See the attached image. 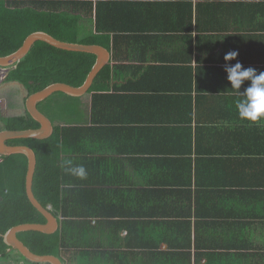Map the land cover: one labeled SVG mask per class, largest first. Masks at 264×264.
Here are the masks:
<instances>
[{
  "label": "trees",
  "instance_id": "obj_1",
  "mask_svg": "<svg viewBox=\"0 0 264 264\" xmlns=\"http://www.w3.org/2000/svg\"><path fill=\"white\" fill-rule=\"evenodd\" d=\"M86 1L0 0V57L18 51L36 32L71 44L110 50L122 39L123 25L114 15L123 12L118 9L115 14L105 15L103 1L96 0V9L92 0ZM94 11L95 34L85 31L82 23L90 21ZM96 60L94 54L63 51L39 41L10 69L4 82L24 84L29 95L54 83L80 87ZM125 74L123 66L107 65L85 96L56 93L40 103L39 110L49 118L46 111L57 109L55 100L63 96L77 100L83 120L91 111L92 123L99 124L101 105H114L128 98L121 95L128 91L126 85L112 86ZM85 97L86 105L82 101ZM7 105L3 104L0 132L40 128L27 113L25 100L18 105L10 102V111ZM18 109H22L21 115ZM54 127V134L45 140L8 142L10 146L34 150V195L60 220L55 234H18L33 253L58 257L63 264H200L202 256H197L198 252L217 249V242L202 241L201 237L223 226L214 224L203 229L201 219L218 216L233 220V224L226 225L227 231L255 234L259 248L264 246V160H201V140H159L164 147L144 150L146 159L140 161L143 171L131 174L123 170L125 160L106 156L125 150H114L113 144L107 148L106 140H98L97 126L55 122ZM122 141L118 140L119 145ZM193 155H197L195 161ZM67 161L72 162L71 167L83 166L84 178L67 171ZM27 169L28 160L22 154L0 158V259L10 256L3 236L11 228L46 223L27 197ZM123 232H127L125 236ZM193 249L197 253L193 254ZM20 256L26 264H34ZM207 260V264L219 261L215 254H208Z\"/></svg>",
  "mask_w": 264,
  "mask_h": 264
},
{
  "label": "crops",
  "instance_id": "obj_2",
  "mask_svg": "<svg viewBox=\"0 0 264 264\" xmlns=\"http://www.w3.org/2000/svg\"><path fill=\"white\" fill-rule=\"evenodd\" d=\"M99 1L104 3L105 15L118 9L123 12L114 15L123 25L122 39L107 50L112 53L109 65L123 66L127 71L112 86L126 85L128 91L121 95L128 98L101 105L99 124L92 123L89 111L85 120L81 117L82 121L74 125L97 126L98 140H106L107 148L113 144L112 149L125 150L106 156L125 160L124 171L140 173V161L147 155L143 151L162 149L159 140H201V160H264V120H242L236 108L250 81H244L239 90L233 89L224 60L227 52L236 50L244 69L264 73V0ZM92 2L96 9L97 1ZM94 16L95 11L83 26L95 34ZM16 95L19 101L14 103L22 104L19 86L1 92V110L8 104L6 110L10 111L8 96ZM21 110H17L20 115ZM103 119L107 122L100 123ZM118 140H123L120 145ZM196 157L193 155L194 161ZM201 221L203 229L214 224L223 226L201 237L202 241L217 242L216 252L204 249L197 253L193 249V254L202 256L200 264H207L208 254L217 255L218 264H264V246L259 248L257 235L227 231L226 225L233 220L224 217Z\"/></svg>",
  "mask_w": 264,
  "mask_h": 264
},
{
  "label": "water",
  "instance_id": "obj_3",
  "mask_svg": "<svg viewBox=\"0 0 264 264\" xmlns=\"http://www.w3.org/2000/svg\"><path fill=\"white\" fill-rule=\"evenodd\" d=\"M39 41L45 42L63 51L94 54L97 56V60L86 81L80 87H73L64 83H54L35 94L29 95L27 88L20 82H4L0 84V93L5 91L7 87L15 85L19 86L20 93L25 100L27 113L40 124V128L34 130L0 132V156L6 157L14 154H22L27 157L28 169L26 175V194L33 207L46 219V223L44 224H21L15 226L11 228L3 236V238L5 244L9 247L8 253H11L12 251L18 252L31 263L63 264L62 260L58 257L52 255L41 256L33 253L18 238L19 233L30 231L48 235L55 234L60 229V220L48 209H46L34 195L33 183L37 167L36 153L27 146H10L8 145V142L19 139L45 140L50 138L54 134V123L39 110L38 105L47 101L56 93H63L74 98H81L85 96L92 88L99 73L103 70V68L110 64L112 53L101 46L71 44L60 41L47 33L36 32L27 37L24 44L18 51L11 55L0 57V73H3V76L6 77L10 69L15 68L16 64L25 58L31 48ZM3 78H0V80H3ZM3 116L4 114L2 110H0V117Z\"/></svg>",
  "mask_w": 264,
  "mask_h": 264
},
{
  "label": "clouds",
  "instance_id": "obj_4",
  "mask_svg": "<svg viewBox=\"0 0 264 264\" xmlns=\"http://www.w3.org/2000/svg\"><path fill=\"white\" fill-rule=\"evenodd\" d=\"M238 56L239 52L236 50L229 51L224 56L225 71L233 89L239 90L244 81H250V86L243 94L244 99L236 104L238 114L242 120L250 122L264 120V73L257 74L256 70L250 67L244 69L237 59ZM233 60L237 62L231 65ZM66 164L70 166L72 162L67 161ZM66 170L80 178L86 175L83 166H70Z\"/></svg>",
  "mask_w": 264,
  "mask_h": 264
},
{
  "label": "rangeland",
  "instance_id": "obj_5",
  "mask_svg": "<svg viewBox=\"0 0 264 264\" xmlns=\"http://www.w3.org/2000/svg\"><path fill=\"white\" fill-rule=\"evenodd\" d=\"M87 21V20H84ZM84 21L82 23L84 24ZM88 24V22H87ZM0 76L3 78V74L0 73ZM9 101L14 103V101H19L18 96H8ZM59 104L57 109L48 108L46 111L49 115V118L55 122H65V123H75L81 118L79 116L80 110H78L77 100H68L63 96H60L59 99L55 100ZM84 104H87V97L83 100ZM0 264H26L22 261V258L18 252L12 251L9 258L0 259Z\"/></svg>",
  "mask_w": 264,
  "mask_h": 264
}]
</instances>
